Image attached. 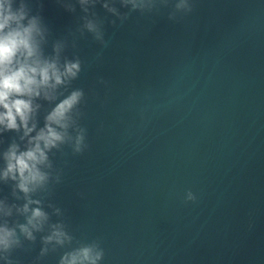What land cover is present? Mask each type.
<instances>
[{
  "label": "water",
  "instance_id": "obj_1",
  "mask_svg": "<svg viewBox=\"0 0 264 264\" xmlns=\"http://www.w3.org/2000/svg\"><path fill=\"white\" fill-rule=\"evenodd\" d=\"M41 2L65 36L74 17ZM168 12L108 25L107 48L89 37L69 50L84 61L73 87L89 147L56 154L52 202L78 239L101 241L103 264H264V0Z\"/></svg>",
  "mask_w": 264,
  "mask_h": 264
},
{
  "label": "clouds",
  "instance_id": "obj_2",
  "mask_svg": "<svg viewBox=\"0 0 264 264\" xmlns=\"http://www.w3.org/2000/svg\"><path fill=\"white\" fill-rule=\"evenodd\" d=\"M56 3L74 17L75 26L53 39L41 0H35L36 11L34 0H0V264H20L16 253H30L38 242L33 264H44L50 255L58 256L57 264H103L101 241L78 239L63 209L52 202L63 176L56 154L70 149L83 155L89 147L81 123L86 94L73 87L84 61L69 56V50L89 37L107 48V26L121 27L133 14L159 15L168 9V19L177 21L195 10V0ZM7 133L16 134L11 142ZM187 200L194 202L196 196L189 191Z\"/></svg>",
  "mask_w": 264,
  "mask_h": 264
}]
</instances>
